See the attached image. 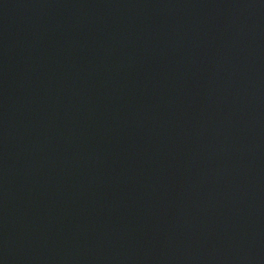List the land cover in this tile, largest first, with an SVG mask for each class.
Wrapping results in <instances>:
<instances>
[{"label":"water","instance_id":"1","mask_svg":"<svg viewBox=\"0 0 264 264\" xmlns=\"http://www.w3.org/2000/svg\"><path fill=\"white\" fill-rule=\"evenodd\" d=\"M0 264H264V0H0Z\"/></svg>","mask_w":264,"mask_h":264}]
</instances>
